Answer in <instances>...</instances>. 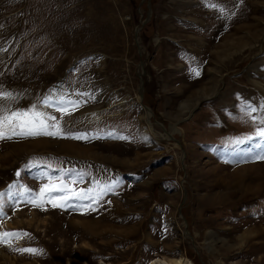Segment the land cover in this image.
<instances>
[{"label": "rangeland", "instance_id": "obj_1", "mask_svg": "<svg viewBox=\"0 0 264 264\" xmlns=\"http://www.w3.org/2000/svg\"><path fill=\"white\" fill-rule=\"evenodd\" d=\"M0 87L90 137L0 139V264H264V0H0Z\"/></svg>", "mask_w": 264, "mask_h": 264}, {"label": "snow or ice", "instance_id": "obj_2", "mask_svg": "<svg viewBox=\"0 0 264 264\" xmlns=\"http://www.w3.org/2000/svg\"><path fill=\"white\" fill-rule=\"evenodd\" d=\"M196 74L198 75V70H195ZM86 95V94H85ZM17 96L14 95L11 91L5 90L0 87V139H13V138H28V137H35V136H62L64 138H74V139H88L90 138L85 133H65L62 131V128L59 127V121H57L54 115L49 114L44 109L49 107H56L58 108L63 115H70L71 111L68 109L69 105L72 106H79L78 101L67 100L63 96H60L57 99H53L51 95L42 97L37 103L31 104L26 109L21 108H8L6 106L9 102H14L17 100ZM246 114L249 115L253 121L258 126L256 128L255 137H258L260 141L264 142V104L260 105L259 108L252 107L251 105H245ZM259 113V115H255ZM61 117V118H62ZM55 128L56 131H50L49 129ZM116 134L109 132L104 137L97 138H115ZM125 138V137H119ZM246 140H253V136H249L245 138ZM242 140H237L236 143H243ZM257 148H261L262 144L257 143L254 145ZM259 159H264V155L258 156ZM19 175V172L17 173ZM13 186L10 185L9 189ZM63 193L68 191V187L66 184H60L59 186H50L44 185L40 189L41 195L45 193V190L48 191V195L51 196L53 191H57ZM110 190V189H108ZM92 189H87L86 191L82 192H72L71 197L64 195L61 197L59 203L53 202V207H58L61 205H66L68 207H72L69 201L73 198H81V199H88L89 194L92 193ZM24 193L28 195V200L25 202H30L33 197L32 194L28 189H24ZM4 193H0V209L3 207V197ZM21 195L20 192L15 194L9 192L8 196L9 199H15ZM92 200L97 199V197L92 196L90 197ZM90 206V205H89ZM19 235H26L25 233L19 232H3L0 233V242H4L10 238L17 237ZM21 252H28L32 254H36L39 250L35 248H23L18 249Z\"/></svg>", "mask_w": 264, "mask_h": 264}, {"label": "bare ground", "instance_id": "obj_3", "mask_svg": "<svg viewBox=\"0 0 264 264\" xmlns=\"http://www.w3.org/2000/svg\"><path fill=\"white\" fill-rule=\"evenodd\" d=\"M148 110L150 111L149 108H148ZM171 136L173 137V135H171ZM101 263L105 264L104 262H101ZM149 264H195V263L193 261H191L190 259H188V258H164V257H157L156 259L154 258Z\"/></svg>", "mask_w": 264, "mask_h": 264}, {"label": "water", "instance_id": "obj_4", "mask_svg": "<svg viewBox=\"0 0 264 264\" xmlns=\"http://www.w3.org/2000/svg\"><path fill=\"white\" fill-rule=\"evenodd\" d=\"M172 138L176 140V138H175V137H172Z\"/></svg>", "mask_w": 264, "mask_h": 264}]
</instances>
